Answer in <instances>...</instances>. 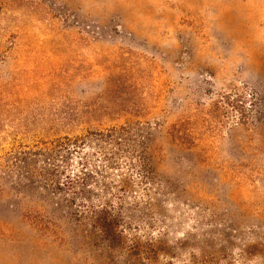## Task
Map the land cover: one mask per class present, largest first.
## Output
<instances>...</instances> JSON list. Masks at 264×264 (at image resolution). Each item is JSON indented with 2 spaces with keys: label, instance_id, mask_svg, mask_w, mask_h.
<instances>
[{
  "label": "rangeland",
  "instance_id": "1",
  "mask_svg": "<svg viewBox=\"0 0 264 264\" xmlns=\"http://www.w3.org/2000/svg\"><path fill=\"white\" fill-rule=\"evenodd\" d=\"M126 124L121 247L19 194L13 153ZM0 264H264V0H0Z\"/></svg>",
  "mask_w": 264,
  "mask_h": 264
},
{
  "label": "trees",
  "instance_id": "2",
  "mask_svg": "<svg viewBox=\"0 0 264 264\" xmlns=\"http://www.w3.org/2000/svg\"><path fill=\"white\" fill-rule=\"evenodd\" d=\"M237 107L244 113L243 107ZM150 136L144 127L126 124L90 136L64 137L17 151L11 155L8 165L18 174L15 187L19 194L41 191L43 200L51 203L54 210L62 211L78 226H90L88 237L103 238L116 250L123 243V234L116 228L120 215L113 216L108 211L111 205L107 197L119 182L123 193H129L133 173L138 174L142 184H159L149 154ZM122 162L127 172L115 176L114 170L121 172ZM106 178L112 181L108 183ZM93 188L102 191L98 204L93 200ZM123 203L121 198L120 204ZM28 216L37 225L47 223L40 214L36 218Z\"/></svg>",
  "mask_w": 264,
  "mask_h": 264
}]
</instances>
